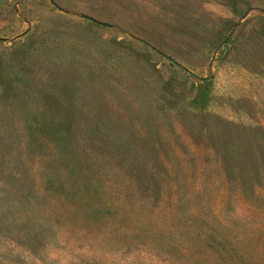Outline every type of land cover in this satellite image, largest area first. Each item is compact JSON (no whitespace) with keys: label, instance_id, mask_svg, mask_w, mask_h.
I'll use <instances>...</instances> for the list:
<instances>
[{"label":"rangeland","instance_id":"374dc122","mask_svg":"<svg viewBox=\"0 0 264 264\" xmlns=\"http://www.w3.org/2000/svg\"><path fill=\"white\" fill-rule=\"evenodd\" d=\"M0 264H264V0H0Z\"/></svg>","mask_w":264,"mask_h":264}]
</instances>
